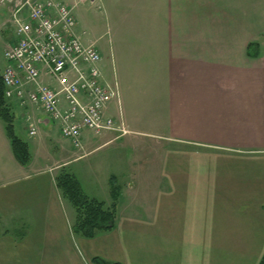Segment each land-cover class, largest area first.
<instances>
[{
	"label": "crops",
	"instance_id": "obj_1",
	"mask_svg": "<svg viewBox=\"0 0 264 264\" xmlns=\"http://www.w3.org/2000/svg\"><path fill=\"white\" fill-rule=\"evenodd\" d=\"M78 2L97 5L104 20L106 32L97 38L78 36L99 52L102 81L117 85L110 109L126 131L103 134L78 158L140 135L159 145L155 173L145 184L138 173L123 174L119 184L110 176L120 186L114 228L91 239L74 236V210L54 181L69 157L41 160L53 140L43 132L30 144L18 137L30 153L29 164L19 165L0 119V264H92L96 257L117 264H259L264 0H70L73 14ZM111 8L116 16H138L143 27L129 20L111 25ZM134 105L146 127H132ZM8 106L13 114L21 109L15 101ZM88 197L108 207L110 185L107 199ZM121 197L129 203L120 205Z\"/></svg>",
	"mask_w": 264,
	"mask_h": 264
},
{
	"label": "built area",
	"instance_id": "obj_2",
	"mask_svg": "<svg viewBox=\"0 0 264 264\" xmlns=\"http://www.w3.org/2000/svg\"><path fill=\"white\" fill-rule=\"evenodd\" d=\"M3 1L10 5L14 38L4 49L0 78L5 100L30 109L28 136L37 135L40 123L32 110L74 149H81L86 135H124L123 123L110 109L117 85L102 81L100 54L76 34L73 7L53 0Z\"/></svg>",
	"mask_w": 264,
	"mask_h": 264
},
{
	"label": "rangeland",
	"instance_id": "obj_3",
	"mask_svg": "<svg viewBox=\"0 0 264 264\" xmlns=\"http://www.w3.org/2000/svg\"><path fill=\"white\" fill-rule=\"evenodd\" d=\"M68 5L70 0H53ZM97 1V0H96ZM10 5L7 2H0V73L6 66L5 59L3 57L5 47L13 41V26L10 22ZM97 5L90 6L89 3L78 2L74 8V15L77 20L76 33L85 39L97 38L98 35L106 32L104 20H100L102 16H99L100 10ZM102 12V11H101ZM119 10L114 8L108 9L107 19L108 23L114 25L117 21H120L122 25L134 21V28L140 29L143 27L144 21L140 20L138 16H126L123 10H120V16H116ZM119 31V28H118ZM108 36L106 35V39ZM13 109V108H12ZM28 109H15L13 114V126L14 133L17 137L25 140L28 144L38 140L43 132L51 134L52 141L46 140L47 144L45 149L41 150V160L51 161V157L60 159L62 156L64 159H68L69 162L66 166H63V170L68 174L73 175L79 181L84 193L90 197L95 195L101 201L108 198L109 192V177L116 175L119 179L121 176L128 175L129 173H138V183H147L150 176L155 173V161L159 159L158 143L146 139L140 135H136V141H129V137L118 139L115 143L99 148L90 154L78 158L88 151L86 147L91 148L98 147L103 139L101 137L85 140L86 146L83 150L74 149L71 147L67 140L62 139L59 136L57 128L51 122L49 128H45L41 123L37 124L38 135L34 137L28 136L27 123L25 112ZM139 106H133L129 113L130 118L137 119V123L131 124L137 128L146 127V121L140 117ZM35 116L39 118H46L41 112L34 110ZM142 126V127H141ZM105 140V139H104ZM64 149L68 154L62 155L60 149ZM36 154L35 150H33ZM71 159V161H70ZM75 159V160H73ZM138 163V164H136ZM140 164V165H139ZM121 179L118 180V184ZM140 185V184H139ZM124 201L129 203L128 198L121 197L119 204L121 205Z\"/></svg>",
	"mask_w": 264,
	"mask_h": 264
},
{
	"label": "trees",
	"instance_id": "obj_4",
	"mask_svg": "<svg viewBox=\"0 0 264 264\" xmlns=\"http://www.w3.org/2000/svg\"><path fill=\"white\" fill-rule=\"evenodd\" d=\"M13 116V112L4 98V87L0 78V119L4 123V130L10 141L14 159L19 165L27 166L30 162V153L27 144L14 133ZM54 181L62 199L74 210L75 218L71 225L74 236L91 239L97 234L111 231L114 228L116 203L120 194V186L114 177L109 179L111 203L108 207L103 202L89 198L76 177L63 169L58 172ZM91 262L92 264H117L108 263L97 257L93 258ZM259 264H264V253Z\"/></svg>",
	"mask_w": 264,
	"mask_h": 264
},
{
	"label": "water",
	"instance_id": "obj_5",
	"mask_svg": "<svg viewBox=\"0 0 264 264\" xmlns=\"http://www.w3.org/2000/svg\"><path fill=\"white\" fill-rule=\"evenodd\" d=\"M39 122L42 124V125H44V126H47V125H49L50 123H49V120L47 119V118H39Z\"/></svg>",
	"mask_w": 264,
	"mask_h": 264
}]
</instances>
